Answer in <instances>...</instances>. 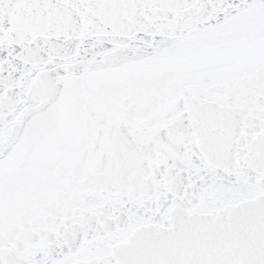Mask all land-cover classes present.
Listing matches in <instances>:
<instances>
[{
  "label": "snow or ice",
  "instance_id": "snow-or-ice-1",
  "mask_svg": "<svg viewBox=\"0 0 264 264\" xmlns=\"http://www.w3.org/2000/svg\"><path fill=\"white\" fill-rule=\"evenodd\" d=\"M0 264H264V0H0Z\"/></svg>",
  "mask_w": 264,
  "mask_h": 264
}]
</instances>
